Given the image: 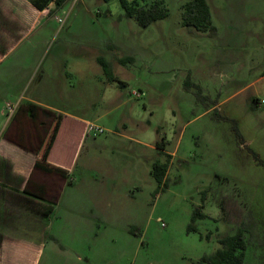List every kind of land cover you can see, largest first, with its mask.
I'll return each instance as SVG.
<instances>
[{"label":"rangeland","instance_id":"374dc122","mask_svg":"<svg viewBox=\"0 0 264 264\" xmlns=\"http://www.w3.org/2000/svg\"><path fill=\"white\" fill-rule=\"evenodd\" d=\"M187 1L163 0L168 16L147 28L123 16L120 0H66L51 15L54 2L44 14L34 6L2 12V49L8 53L0 63V135L9 131L26 145L40 144L51 117L41 112L38 121L31 120L16 107L26 98L77 113L104 129L87 134L67 178L82 177V183L66 190L64 202L74 200V191L87 199L86 184H111L107 200L91 216L90 261L82 255V261L69 264H192L218 249V238L243 222L248 223L245 264H264V166L248 150L264 160V0H208L215 37L183 25ZM38 15L40 22L22 38L29 30L23 25ZM111 38L126 48H108ZM128 48L136 59L123 64ZM101 60L110 63V76ZM188 78L212 99L209 105L196 101L185 86ZM215 109L238 121L248 147L236 139L230 121L212 117ZM115 130L148 143L165 141L174 152L167 186L158 194L151 170L168 154L140 141L121 140L124 172L102 173L97 163L84 169L93 145ZM74 154L75 148L51 158L69 164ZM133 165L142 170L135 174L136 184L129 178ZM195 208L208 216L197 221L203 238L187 232ZM137 215H144L136 221L140 236L124 231ZM51 255L53 264L67 261L65 255Z\"/></svg>","mask_w":264,"mask_h":264},{"label":"crops","instance_id":"0c3cea01","mask_svg":"<svg viewBox=\"0 0 264 264\" xmlns=\"http://www.w3.org/2000/svg\"><path fill=\"white\" fill-rule=\"evenodd\" d=\"M12 1H15L17 5L12 2L7 3V0H0V63L7 55L2 54V12L33 10L32 2L34 0ZM52 3L50 2L48 6L51 7ZM44 11L39 12L44 14ZM40 16L42 15H38L36 20L27 21L28 23L23 25L27 26L29 30L22 38L28 35L40 22ZM14 43V46L9 49L15 48L18 39ZM109 47L126 48V45L116 38H111ZM127 51V57L132 58L129 62H134L136 53L130 48ZM27 104L38 105L50 115L51 121L55 114H63L61 128L49 155V162L70 171L73 161L77 159L78 154L80 156L82 147L88 140V132L85 127L93 122L77 113L62 111L53 104L40 103L32 98L19 101L16 107ZM72 105L76 107L75 104H70V106ZM122 125L127 127L126 123ZM13 127L14 124L10 129ZM46 134L47 131H44L42 140ZM122 139L140 141V144L145 147L162 152L164 155H171L172 158L174 156V152L169 151L166 145L159 148L157 143L153 144V141L149 143L141 141L115 130L112 136H106L93 145L89 151L88 163L84 164V169H88L92 163H97V166L100 167L99 171L102 173H108L111 170L118 173L124 172L128 168V164L121 153ZM42 140L38 146L33 147L13 139L9 131L5 135H0V264H53L51 253L55 252L65 255L67 258L65 264H69L70 261L75 263L82 261V255H84V259L90 261L87 254L92 249L90 236L95 227L92 217H96L93 210H97L98 206H101V200H107L110 192L108 187L111 184H107V180L103 181V185L86 184L84 186L89 190L87 199H83L81 196L75 197L77 193L74 191V200L70 199L64 202L66 190L81 184L82 177L76 179L71 176L67 180L61 175L39 170L36 167V162ZM73 148H75V154L69 164L62 162L64 159L51 158L58 151L65 156ZM139 156L147 161L144 152H141ZM136 167L137 165H133L131 169L134 173L129 177L134 184L138 182L135 179V174L142 171ZM119 180L125 182L122 177ZM125 196L128 195L125 194ZM63 202L65 206H63ZM105 203L110 205L108 202ZM139 218L144 219V215H137L133 222H126L124 231L140 236L139 228L142 227L136 222Z\"/></svg>","mask_w":264,"mask_h":264},{"label":"trees","instance_id":"16d2710c","mask_svg":"<svg viewBox=\"0 0 264 264\" xmlns=\"http://www.w3.org/2000/svg\"><path fill=\"white\" fill-rule=\"evenodd\" d=\"M39 1L40 0H34L32 2V5L39 11H42L47 8L50 2L55 3V7L49 10L48 15H51L56 12L57 9L63 8L66 2V0H46V4H42ZM101 1L109 2L111 0ZM138 2L139 0H120L122 8L125 10L123 16L127 18L136 19L138 24L143 28H147L152 23L158 20H162L168 16V10L167 7L164 5L163 0H155L148 6L141 5ZM182 22L183 25L187 27L190 31L205 33L210 37H215L218 34V29L213 23L211 6L208 0H188L183 5ZM20 40H18V42ZM7 53V50L2 51L3 55ZM131 60L132 58L125 57L121 59V62L125 63ZM101 63L104 67L105 73L110 76V63L104 60H101ZM185 86L186 88L193 89L197 102L209 105L212 101V99H210L208 95L204 94V90L200 86V84L194 83L191 78L187 79V81L185 82ZM255 102V100L251 101L252 109L256 107ZM19 109L24 111V113L33 121H38L39 113L42 112L47 114L46 111H44L42 108L35 104L21 105ZM212 117L216 120L230 121L232 124V131L234 132L236 139L242 145L247 146L237 120L219 114L216 109ZM62 119L63 114L54 115V118L51 121L50 127L47 131V134L42 140V144L39 151V157L36 162V167L43 172L49 174H58L61 175L63 178L67 179L69 177L68 170L49 162V155L60 131ZM85 129L87 130V125ZM157 144L159 148H162L165 145V141L157 142ZM248 150L255 158L256 162L259 165L264 166V160L259 156V154L250 147H248ZM169 158H171V155H168V159L166 161L162 162L158 160L152 166L151 173L155 178L156 182L158 183V187L155 191L156 194L159 193V190L164 189L167 186V174L170 166ZM207 217L208 216L206 214H203L199 210V208H195L192 213L191 221L187 226V232L199 233L200 237L203 238L197 225V221L205 219ZM247 231L248 223L243 222L233 234H226L218 238V242L220 244V247L218 249H216L210 254H204L192 264H245L246 250L248 247V241L246 238ZM206 238L211 239V235L207 234Z\"/></svg>","mask_w":264,"mask_h":264},{"label":"built area","instance_id":"2783aa9c","mask_svg":"<svg viewBox=\"0 0 264 264\" xmlns=\"http://www.w3.org/2000/svg\"><path fill=\"white\" fill-rule=\"evenodd\" d=\"M59 20L61 21V19H59ZM134 94L136 96H138V97L141 96V93H139L137 91H134ZM263 102H264V100H263ZM86 132H88V133H90V132L102 133V132H104V129L102 127L94 124V123H89V124H87V130H86ZM163 225H164V223H163Z\"/></svg>","mask_w":264,"mask_h":264}]
</instances>
